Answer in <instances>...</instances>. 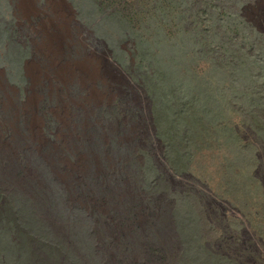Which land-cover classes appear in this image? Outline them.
Returning a JSON list of instances; mask_svg holds the SVG:
<instances>
[{"label":"rangeland","instance_id":"obj_1","mask_svg":"<svg viewBox=\"0 0 264 264\" xmlns=\"http://www.w3.org/2000/svg\"><path fill=\"white\" fill-rule=\"evenodd\" d=\"M256 16L0 0V264H264Z\"/></svg>","mask_w":264,"mask_h":264},{"label":"flooded vegetation","instance_id":"obj_2","mask_svg":"<svg viewBox=\"0 0 264 264\" xmlns=\"http://www.w3.org/2000/svg\"><path fill=\"white\" fill-rule=\"evenodd\" d=\"M248 21L253 26V29H255V32H253V30H251L250 32H252V34L255 36V39H256L255 41L258 42V45H256V48L258 50L257 51L258 63L261 64L262 65L261 68L264 69V19L261 18L260 16H256L255 19H253V20L252 19H248ZM261 72H262V70H261ZM263 73H261V74L264 75ZM262 75H260L261 78H262ZM262 98L264 99V97H262ZM261 105L264 107V102ZM263 107H261V109H264ZM246 129L252 135L251 138L253 140H252L251 144H254L256 147L257 146L264 147V136H262V135L260 136L256 130L252 129L251 126H246ZM247 139H248V136L245 135L244 136V141L246 142ZM245 148H248V146L245 147ZM259 157L262 158L263 155H261V156L259 155ZM262 170H264V165H259V169L257 170V173H260Z\"/></svg>","mask_w":264,"mask_h":264},{"label":"bare ground","instance_id":"obj_3","mask_svg":"<svg viewBox=\"0 0 264 264\" xmlns=\"http://www.w3.org/2000/svg\"><path fill=\"white\" fill-rule=\"evenodd\" d=\"M24 7H26V6H24ZM48 42V41H47ZM91 74V73H90Z\"/></svg>","mask_w":264,"mask_h":264}]
</instances>
